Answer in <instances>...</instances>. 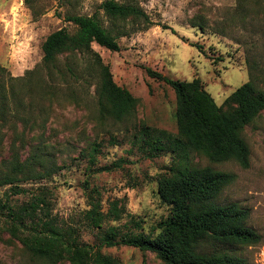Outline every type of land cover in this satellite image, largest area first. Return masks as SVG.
<instances>
[{
    "label": "rangeland",
    "instance_id": "rangeland-1",
    "mask_svg": "<svg viewBox=\"0 0 264 264\" xmlns=\"http://www.w3.org/2000/svg\"><path fill=\"white\" fill-rule=\"evenodd\" d=\"M102 1L0 0V66L6 69L11 109L0 120V176L14 158L34 159L38 172L55 166L44 177L19 174L17 185L27 192L16 194L5 184L0 198L9 196L20 204L29 191L43 190L52 196L53 212L75 223L83 222L89 196L99 198L103 210L119 199L121 218L112 223L148 232L168 214L157 193V177L174 161L169 150H153L148 139L151 130L176 133L177 125L174 90L146 68L180 80L197 77L216 104L230 110L229 95L243 82L251 80L264 90V0H117L133 2L149 15L154 23L145 29L137 21H113L99 7ZM67 14H96L114 33L123 28L117 51L91 42L113 80L135 98L122 120L100 112L96 78L84 69V54L66 52L55 66L43 64L44 38L62 27L75 28ZM67 64L76 76L66 71ZM241 134L249 148L247 168L233 159L212 162L198 153L191 164L234 174L216 201L248 208L247 225L261 240L237 251L253 264H264V109ZM6 224L0 216V264H39L7 233ZM82 238L98 242L100 233L85 230ZM102 251L119 264H163L153 252L131 246Z\"/></svg>",
    "mask_w": 264,
    "mask_h": 264
},
{
    "label": "trees",
    "instance_id": "trees-1",
    "mask_svg": "<svg viewBox=\"0 0 264 264\" xmlns=\"http://www.w3.org/2000/svg\"><path fill=\"white\" fill-rule=\"evenodd\" d=\"M99 7L113 21H137L144 29L154 23L133 2L103 0ZM66 19L74 24V30L62 27L44 38L41 43L43 64L55 66L59 55L66 52L84 54L87 59L84 69L91 78H96L100 112L122 120L131 112L135 98L113 80L108 64L91 48V42L117 51V34L124 33L121 32L123 28L114 33L102 25L96 14H67ZM162 26L169 28L165 24ZM194 44L203 49V45ZM146 70L167 83L176 97L177 132L151 130L154 132L148 139L153 150H169L174 156L168 171L157 177V193L168 205V214L156 227L144 232L126 223L121 226L112 223L121 218L119 199L109 202L108 208L103 210L100 199L89 196V207L83 210V222L75 223L67 222L53 212L52 196L46 191H29L28 199L20 204L12 203L9 196L4 200L0 198V216L5 218L7 233L39 264L61 261L119 264L102 249L121 245L153 252L163 264H253L237 251L238 247L261 240V235L247 225L248 208L235 201H216L222 188L234 180V174L208 165H192L191 157L198 153L212 162L233 159L247 168L249 148L241 132L264 109V90L258 89L251 80L243 82L229 95L234 106L223 111L199 78L180 80L150 68ZM66 71L76 76L69 64ZM5 74L6 69L0 66V120L11 112ZM34 165V159L19 161L14 158L9 170L0 176V187L11 184L14 193L24 194L27 190L17 185L19 174L44 177L55 170L53 165L38 172ZM131 223L135 227L140 225L134 219ZM155 229L158 231L154 232ZM85 230H97L99 241H85L82 238Z\"/></svg>",
    "mask_w": 264,
    "mask_h": 264
}]
</instances>
